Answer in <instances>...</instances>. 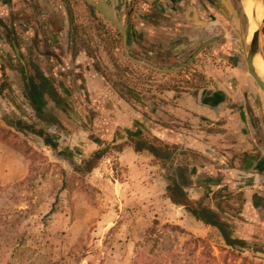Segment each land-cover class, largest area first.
<instances>
[{"label": "rangeland", "instance_id": "rangeland-1", "mask_svg": "<svg viewBox=\"0 0 264 264\" xmlns=\"http://www.w3.org/2000/svg\"><path fill=\"white\" fill-rule=\"evenodd\" d=\"M70 1L78 24L95 27L101 40L94 64L106 89L129 108L94 100L81 92L84 85L70 101L39 63L21 54L24 69L19 59H0V264H264V234L250 244L233 240L231 249L220 228L210 226L199 237L191 231L189 210L174 204L166 188L174 164L202 163L201 139L196 127L172 123L167 112L158 115L151 106L162 107L158 103L169 89L186 92L206 81L199 73L190 75L187 66L172 73L150 66L180 68L189 53L162 50L152 57L148 49L131 50L128 37L125 44L95 8L85 0ZM235 54L210 65L244 69ZM128 147L139 154L130 159L131 167L120 161ZM140 147L155 152L137 151ZM99 155L98 167L87 172V161ZM186 203L204 212L197 202Z\"/></svg>", "mask_w": 264, "mask_h": 264}, {"label": "crops", "instance_id": "crops-1", "mask_svg": "<svg viewBox=\"0 0 264 264\" xmlns=\"http://www.w3.org/2000/svg\"><path fill=\"white\" fill-rule=\"evenodd\" d=\"M107 1H121L125 8L131 50L148 49L152 57L173 48L189 52L185 63L190 75L199 73L206 81L186 92L169 89L162 96L164 103H158L162 107L154 102L151 106L158 115L167 112L172 123L196 127L195 136L201 139L202 163L174 164V179L166 185L173 192L170 198L200 204L232 240L256 241L264 234V93L244 69L210 65L212 59L220 64L232 51L239 52L236 33L210 0ZM78 23L70 0H0V59H19L15 43L27 61L39 63L45 77L56 78L68 100H74L73 91L84 85L81 92L94 100L128 111L129 105L106 89L95 67L101 47L96 28L82 29ZM210 40L215 41L204 48ZM188 134L182 135L186 146ZM123 153L120 161L127 167L139 156L131 147ZM188 217L194 221L191 231L199 237L211 230Z\"/></svg>", "mask_w": 264, "mask_h": 264}, {"label": "water", "instance_id": "water-1", "mask_svg": "<svg viewBox=\"0 0 264 264\" xmlns=\"http://www.w3.org/2000/svg\"><path fill=\"white\" fill-rule=\"evenodd\" d=\"M90 6L95 8L102 16H104L107 20H109L123 35L125 44L127 42L128 37V28L127 25L124 24L122 19V10L123 5L121 1L117 4L110 3L106 0H85ZM212 5L216 7L227 19L229 22L231 29L236 33L239 45L238 51L241 55V58L244 61V70L247 74L256 82L259 89L264 93V80L258 76L253 60L256 54H260L264 57V44L262 40V26L264 23V18L258 23L256 31L253 33L251 41H248L249 36V29H248V18L245 14V10L243 8L242 0H239V3L236 0H210ZM237 4H239V8H237ZM246 22V29L244 27V23ZM215 40H210L204 44V48L214 42ZM15 51L18 55L19 60L22 63L23 68L25 69V63L23 58L21 57L19 48L15 43H13ZM172 52L176 56H180L182 52L178 51L177 49H172ZM150 66V65H149ZM186 66V63L183 64L180 68H173V69H161L154 66H150L151 68L158 70L163 73H172L174 71L180 70ZM25 79L27 84L28 77L26 74V70L24 71Z\"/></svg>", "mask_w": 264, "mask_h": 264}, {"label": "bare ground", "instance_id": "bare-ground-1", "mask_svg": "<svg viewBox=\"0 0 264 264\" xmlns=\"http://www.w3.org/2000/svg\"><path fill=\"white\" fill-rule=\"evenodd\" d=\"M242 4L249 20L248 41L250 42L258 23L264 18V0H242ZM253 64L258 76L264 80V57L260 54H256L254 56Z\"/></svg>", "mask_w": 264, "mask_h": 264}, {"label": "trees", "instance_id": "trees-1", "mask_svg": "<svg viewBox=\"0 0 264 264\" xmlns=\"http://www.w3.org/2000/svg\"><path fill=\"white\" fill-rule=\"evenodd\" d=\"M46 84V82H44ZM4 85V84H3ZM3 91H4V88H2L0 86V95L3 94ZM36 96H38L39 98L41 97L40 94H37ZM42 106V105H41ZM137 151H142V150H146V151H150L152 152L153 149L152 148H144V147H140V148H136ZM152 150V151H151ZM155 152V151H154ZM152 152V153H154ZM159 154H155L154 156L158 157ZM102 155H99V156H95L93 159L87 161L86 163V171L87 172H92L95 168L98 167V161L100 160ZM174 202V204L178 205V206H181V207H185L189 210V212L191 213V215L196 218L197 220L199 221H202L203 223H205L206 225H209V226H214V227H217V228H220L222 229L221 225L213 218L212 215L208 214V213H204L198 209H192L188 203H186V200H177L175 197H172L171 198ZM203 213V214H202ZM222 234L224 236V239L226 241V244L228 246H231V247H234L235 246V243L233 242L232 239H230L226 234L225 232H223L222 230Z\"/></svg>", "mask_w": 264, "mask_h": 264}, {"label": "flooded vegetation", "instance_id": "flooded-vegetation-1", "mask_svg": "<svg viewBox=\"0 0 264 264\" xmlns=\"http://www.w3.org/2000/svg\"><path fill=\"white\" fill-rule=\"evenodd\" d=\"M237 2V1H236ZM239 7V6H238ZM244 25H246V23H244ZM262 31H263V40H264V23H263V27H262ZM189 53V52H188ZM236 53V52H235ZM235 55H238L239 57H240V55H239V53L237 54H235Z\"/></svg>", "mask_w": 264, "mask_h": 264}]
</instances>
